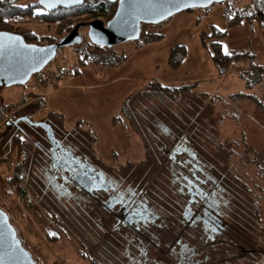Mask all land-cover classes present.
<instances>
[{
	"label": "rangeland",
	"instance_id": "374dc122",
	"mask_svg": "<svg viewBox=\"0 0 264 264\" xmlns=\"http://www.w3.org/2000/svg\"><path fill=\"white\" fill-rule=\"evenodd\" d=\"M36 1L39 0L13 3L28 5ZM249 1L213 2L207 8L179 12L161 23L143 26V40L149 37L145 32L162 34V39L127 41L110 49L91 45L87 28L96 18L76 16L72 26L84 35V41L61 48L45 68L57 71L67 60L78 63L82 57L84 64L80 63L73 73L57 75L45 83L37 84L34 78L26 85L0 87V207L8 211L23 243L39 264H118L106 258L105 241H100L99 236L101 240L115 238L105 237V230L90 224L93 220L88 215L84 218L76 213L74 217L72 208L56 205L55 196L49 195L41 181L38 147L31 139H21L16 146V140L11 142L6 136L10 130L5 120L12 112L17 115L25 111L51 119L60 134L71 131L73 137L69 138L79 155L88 156L104 168L140 170L145 174L143 178H153L150 183L154 191L162 187L166 195L170 190L163 185L169 183L170 165L156 146L154 124L161 121L182 126L192 135L195 151L204 155L233 191L235 212L230 231L245 238L236 247L223 245L221 239L211 251L212 259L225 253L236 261L233 264L264 261V161L257 154L245 152L248 145L264 153V71L259 79L253 69L264 67V19H246L232 26L228 22L231 14L225 10L229 4L245 5ZM105 18L108 16L99 19L105 22ZM17 19L12 18L16 26L36 30L31 35L38 34L47 41L62 38L59 22L28 15ZM214 27L226 32L220 38L224 51L248 53L223 74H219L212 58L208 35ZM179 44L186 45L188 51L182 66L174 70L168 56L171 48ZM256 78L258 81L249 85ZM151 81L173 87L195 81L199 85L176 92L173 97L172 92L160 93L151 88ZM242 93L245 95L240 96ZM93 208L96 211V205ZM255 210L261 214L257 220L251 215ZM56 213L70 230L62 229L60 220L54 217ZM174 217L178 218L179 213L174 212ZM48 233H57L60 238L51 241ZM80 237L90 245L81 249ZM121 252L117 251L120 257Z\"/></svg>",
	"mask_w": 264,
	"mask_h": 264
},
{
	"label": "flooded vegetation",
	"instance_id": "af4514ba",
	"mask_svg": "<svg viewBox=\"0 0 264 264\" xmlns=\"http://www.w3.org/2000/svg\"><path fill=\"white\" fill-rule=\"evenodd\" d=\"M103 1L105 8L109 3L118 7L119 0ZM35 10L37 19V14L47 11L43 7ZM110 19L105 18V26ZM9 21L10 28L0 29V32L22 35L30 44L57 43L41 39L38 34L30 35V32L36 34V30L20 28L12 18ZM87 29L89 38V27ZM71 32L79 33L81 43L84 41L79 29ZM112 47L104 46L105 49ZM42 70L33 73L30 80L37 79ZM5 121L10 141L19 136L31 139L38 147L36 160L43 175L41 181L49 195L55 196V201L52 200L56 205L72 208L74 217L76 213L84 218L88 215L105 230V237L118 239L123 264H220L218 256L212 259L210 249L215 250L223 234L230 231L235 212L232 196L235 195L222 182V177L211 175L213 169L207 165L204 155L195 151L191 145L192 135L182 126L161 121L154 124L156 146L170 165L167 169L169 183L162 184L170 190L166 195L162 187L154 191L155 186L150 183L153 178H143L145 174L140 170L106 165L104 168L88 156L79 155L69 138L73 137L71 131L60 134L51 119L23 111L17 115L9 113ZM88 179L97 182L93 184L96 187L79 184L87 183ZM174 212L179 213L178 218L174 217ZM83 220L89 226L88 220ZM64 227L69 229L67 223Z\"/></svg>",
	"mask_w": 264,
	"mask_h": 264
},
{
	"label": "water",
	"instance_id": "95a60500",
	"mask_svg": "<svg viewBox=\"0 0 264 264\" xmlns=\"http://www.w3.org/2000/svg\"><path fill=\"white\" fill-rule=\"evenodd\" d=\"M86 0H39L47 11L60 7L80 6ZM114 1V0H109ZM227 0H119L115 15L105 26L104 21L94 19L89 24L90 40L112 47L119 43L137 40L143 34V26L158 24L182 11L192 8H207L213 2ZM82 37L71 32L59 42L48 45L27 43L22 35L0 32V85H22L28 83L33 73L44 69L61 47L79 44ZM98 175V174H96ZM84 179V177H81ZM89 181V182H88ZM93 186L97 182L88 179ZM93 187H96L93 186ZM0 264H38L32 253L23 245L9 215L0 208Z\"/></svg>",
	"mask_w": 264,
	"mask_h": 264
},
{
	"label": "trees",
	"instance_id": "16d2710c",
	"mask_svg": "<svg viewBox=\"0 0 264 264\" xmlns=\"http://www.w3.org/2000/svg\"><path fill=\"white\" fill-rule=\"evenodd\" d=\"M256 5H257V13L256 14L238 11L236 13L231 14V16L228 19L229 24L232 26H236V25L241 24L246 19L249 21H253L254 19L263 20L264 19V0H256ZM36 8L42 9V7L38 3V1H36L35 3H29L28 5H21V4L13 3V0H0V26H2V25L8 26L9 25V18H16V19L22 18L23 19V17H26L27 15L34 17ZM116 10H117V4L109 3L108 7L105 8V1H103V0H92V1L86 0L85 3L83 5H80V6H75L72 8L60 7L54 11H51V12L43 11L42 13L37 14L36 16L44 19L45 21L59 22L61 35H62V37H64L65 34L69 33L71 30L74 29L75 25H74V27L72 25L74 23L76 16H90L93 18H99V17L107 15L109 18H112L115 15ZM191 10H194V8L188 9L186 11H191ZM105 11H106V14H105ZM107 12H108V14H107ZM17 21H19V20L17 19ZM148 25H154V24H148ZM2 29H4V28H2ZM145 33H146L145 34L146 36H149L146 40L142 39L143 34H144L143 33L139 39L131 40V41L143 40L145 42H149V41H152L155 39L157 40V39L163 38L162 34L148 33V32H145ZM203 34H204V36H206L205 32ZM225 36H226V32L224 30H221V29L216 28V27H214L212 29V32L208 35V37L211 38L210 43H211L213 62L215 63L219 74H223L225 72H228L234 65H236L238 62H240L243 59V56L248 55V53H246V54L245 53H239V52L229 53V52L224 51L223 43L220 41V38H223ZM49 40H50L49 42H53V41L58 42L59 41V40H55L54 38H50ZM91 43H92L91 45H93L95 48H104V46L97 45V44L93 43L92 41H91ZM137 44L139 45V43H137ZM61 48H63V47H61ZM187 51H188L187 47L184 44H179V45L172 47L170 52H169V56H168L169 66L174 70L180 68L182 66L185 58H186ZM82 58H84V57H82ZM82 58H81V60L79 59L80 60L79 62L84 64V60ZM85 58H88L87 54H85ZM253 69L255 70V73L257 74V76H259V79H261L262 76L260 74L264 71V67L253 66ZM247 72H248V70H247ZM257 81H258V79L256 78L255 80L250 81L249 85H252ZM198 85H199V81H195L191 84H182V85L174 86V87L172 85H168L167 83H164V82L151 81V84L149 86L151 88H153V87L155 89L157 88V90H159L160 93H161V91L170 92V93L172 92V94H174L173 97H175L176 92H186V91H189V88L193 89V88L197 87ZM239 95L244 96L245 94L242 93ZM124 107L126 109V106H124ZM115 118L118 119V117H115ZM6 126H7V124H6ZM13 139H14V142L16 140L14 145L18 146V144L21 140L19 138V136H14ZM12 146H13V144H12ZM247 146L245 148V152L247 155L252 152L253 154H257L258 158H259V156L263 157L262 160L264 161V153L262 154L260 151H257V150L254 151L251 147H249V146L247 147ZM250 150H252V151H250ZM165 161H167V160H165ZM167 163H169V162L167 161ZM173 163H174V161H173ZM207 165H209V164L207 163ZM211 167H213V166H211ZM211 173H212L211 174L212 176L217 175V173H215L214 170H211ZM237 207H239V206H237ZM0 208L3 209L9 215V213L6 209H4L2 207H0ZM47 213L51 215L50 212H47ZM251 215H252V218H254L255 220H257L258 216L259 217L261 216V214L259 213V210H255V212L252 211ZM54 217H58V214L56 213V215ZM9 218H10V215H9ZM10 220H11V218H10ZM58 220H60V223H61L60 226L62 227V229L64 231H66V229L64 227L63 220L59 217H58ZM89 222H90V224H93V225L95 224L94 221L93 222L89 221ZM93 225H92V227H93ZM17 233H18V231H17ZM69 234H70V236L72 235L71 232H69ZM99 235H100V233H99ZM18 237L21 239V241L23 243V240L19 236V234H18ZM48 237L51 239V241H57L60 238V236L57 233H48ZM221 239H222L221 243H223V245L224 244H227V245L231 244L233 247H236L239 244H241V242L244 241L245 238H242V237L240 238L238 232L234 233L232 231H229L226 234H223ZM99 240L102 242L105 241L104 242V244H105V253L104 254H105L106 258L107 259L113 258L115 260V262H117L118 264H123L122 260L120 259L119 254L117 253V251L121 252V247H122V245H120V243H119V240L118 239L108 240L106 238L105 239L102 238V240H101L100 236H99ZM78 241L80 243L79 247L81 249H84L85 246L88 247V244L90 245V242H87V239H83L82 237H80L78 239ZM262 242H264V235L262 238ZM23 245L25 246L24 243H23ZM210 250L213 251L212 248ZM206 252L208 253L209 249ZM224 254L225 253H223L222 255L220 254L221 257H217V261L220 262V264H233L232 262H236L235 260H232L231 257L227 258L226 254L225 255ZM37 263L39 264L38 260H37ZM261 264H264V261Z\"/></svg>",
	"mask_w": 264,
	"mask_h": 264
},
{
	"label": "built area",
	"instance_id": "2783aa9c",
	"mask_svg": "<svg viewBox=\"0 0 264 264\" xmlns=\"http://www.w3.org/2000/svg\"><path fill=\"white\" fill-rule=\"evenodd\" d=\"M226 14L236 13L238 11H243L246 13H257V5L256 0H250L245 5H236V4H229L226 8ZM75 63L70 60H67L64 64H62L57 71L55 70H47L44 68L40 74L38 75L36 82L37 84L45 83L48 81L53 80L57 75L63 76L65 73H69L75 69Z\"/></svg>",
	"mask_w": 264,
	"mask_h": 264
},
{
	"label": "crops",
	"instance_id": "0c3cea01",
	"mask_svg": "<svg viewBox=\"0 0 264 264\" xmlns=\"http://www.w3.org/2000/svg\"><path fill=\"white\" fill-rule=\"evenodd\" d=\"M75 63V62H74ZM76 65H75V69L73 70V71H71V73H73V72H75L76 71V68L79 66V64H80V62H78V63H75Z\"/></svg>",
	"mask_w": 264,
	"mask_h": 264
}]
</instances>
